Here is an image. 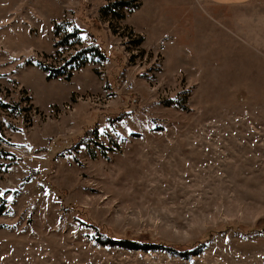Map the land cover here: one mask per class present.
Listing matches in <instances>:
<instances>
[{
	"label": "rangeland",
	"instance_id": "rangeland-1",
	"mask_svg": "<svg viewBox=\"0 0 264 264\" xmlns=\"http://www.w3.org/2000/svg\"><path fill=\"white\" fill-rule=\"evenodd\" d=\"M108 3L0 0V101L11 107L0 108V150L15 157H0V264H264V5L234 12L243 42L225 41L214 68L207 51L198 64L177 59L178 10L160 7L150 37L169 38L164 65L124 21L101 17ZM65 16L86 30L83 46L94 25L112 45L71 82L48 81L40 62L70 71L63 59L80 50L56 55L77 27ZM91 226L176 253L104 246Z\"/></svg>",
	"mask_w": 264,
	"mask_h": 264
},
{
	"label": "crops",
	"instance_id": "crops-1",
	"mask_svg": "<svg viewBox=\"0 0 264 264\" xmlns=\"http://www.w3.org/2000/svg\"><path fill=\"white\" fill-rule=\"evenodd\" d=\"M148 1L155 7H153L154 11L152 14L146 16L148 12ZM140 2V8L128 15L123 23L132 29L136 35L144 39L141 46L144 51L150 53L161 52L165 58V65L168 55V49L165 43L169 38L160 41H151L150 37L153 33L156 21H158L160 17L158 9H160V7L163 9L165 7H173L174 11H179V14L176 16L174 24L170 27V43L173 44L175 42V51L179 55L177 59L191 64H198L200 61L198 53L207 51L211 56L206 58L205 63L210 62L209 64H212L214 68L220 67V61L224 59L225 41L229 44H233L231 42L235 40L241 41L240 38L243 37L242 30L247 28L239 24L240 19L238 20L239 17L234 12L250 5H264L262 0H140ZM133 17H140V21L133 23L130 20ZM66 19L67 22L76 25L72 19L68 17H66L65 20ZM60 22H63V20L57 23ZM247 22L255 23L257 21L254 19L252 21L248 20ZM94 27L95 25L93 28L90 27V29L87 30L93 37L89 46L95 44L100 47L104 43L111 46V37L107 34L99 36L96 30L97 27ZM78 28L83 31L81 36L86 34V30L83 27ZM249 42L252 44V47L257 45L256 43L253 44L251 40ZM84 46L89 47L86 46L85 43ZM102 50L104 51V49ZM77 105L78 104L75 106ZM56 106L58 105H55V107ZM76 110L77 108L75 107L71 114H74Z\"/></svg>",
	"mask_w": 264,
	"mask_h": 264
},
{
	"label": "trees",
	"instance_id": "trees-1",
	"mask_svg": "<svg viewBox=\"0 0 264 264\" xmlns=\"http://www.w3.org/2000/svg\"><path fill=\"white\" fill-rule=\"evenodd\" d=\"M140 6H141L140 0H109L108 5L100 10V15L102 18H105L108 22H110V24L114 20H116L117 22H123L126 20L127 14H132L134 11L138 10ZM73 27H74V31L72 33L64 34V37L54 46V48L57 50L56 55L58 56H61V52L58 50L60 47L80 48V50L76 51V54L73 57H71L69 61L63 59V62L66 65L73 67L70 69V71H67L66 69H63V67L62 68L53 67L52 65H48V63L40 62L39 65L42 68V70L46 73L48 81H52L56 79H64L67 82H71L74 76L73 73L75 71H79L85 68L90 63L91 58L99 59L101 61H105L108 59V56L101 50V48L98 45L93 44L89 47H84L81 37L83 31H81L75 26ZM125 28L126 30L130 31V36L132 37L135 36L137 38V40L135 39L132 40V43H135L136 47L141 48L144 39L138 35H135L132 29H129L128 27ZM59 34L60 31L58 29V26L56 25L54 26V35L56 39H59L60 36ZM140 52L144 53L145 51L142 49L140 50ZM47 58L49 57L45 56V59ZM72 101L75 103L73 98ZM0 108L2 110H7L11 107L0 101ZM13 108L16 109L15 107ZM110 123H114V121H111ZM95 134L96 133H94V135ZM92 135H93V131H87L85 137L80 140L76 149L84 145H87L89 142L88 139ZM87 137L88 139L86 140ZM0 141L4 142L2 135H0ZM103 155L104 156L106 155L105 151ZM0 157L1 158L11 157L12 162L15 160V157L14 155H12V153L4 151L3 149L0 150ZM11 164L13 163H10V165H8L7 168L11 166ZM5 212H6V200L0 196V215L4 214ZM82 224L85 225L84 223ZM91 227L97 232L98 242L104 246H110V247L116 246L130 251H144V252L166 251L169 254L176 253L175 249L171 245H167L161 242H151V241L142 242L140 240L131 237L119 238L112 234L111 235L106 234L105 233L106 231L103 233L99 227L96 226H91ZM102 237H105L106 239L103 240ZM203 247H204L203 243L187 247L186 252L184 254L187 255L188 257L196 256V254H200Z\"/></svg>",
	"mask_w": 264,
	"mask_h": 264
},
{
	"label": "built area",
	"instance_id": "built-area-1",
	"mask_svg": "<svg viewBox=\"0 0 264 264\" xmlns=\"http://www.w3.org/2000/svg\"><path fill=\"white\" fill-rule=\"evenodd\" d=\"M66 109L69 111L71 108L70 107H66Z\"/></svg>",
	"mask_w": 264,
	"mask_h": 264
},
{
	"label": "snow or ice",
	"instance_id": "snow-or-ice-1",
	"mask_svg": "<svg viewBox=\"0 0 264 264\" xmlns=\"http://www.w3.org/2000/svg\"><path fill=\"white\" fill-rule=\"evenodd\" d=\"M0 195H2V193H0Z\"/></svg>",
	"mask_w": 264,
	"mask_h": 264
}]
</instances>
